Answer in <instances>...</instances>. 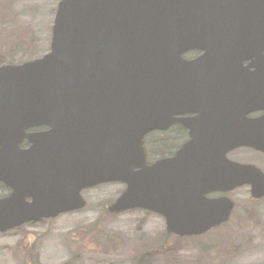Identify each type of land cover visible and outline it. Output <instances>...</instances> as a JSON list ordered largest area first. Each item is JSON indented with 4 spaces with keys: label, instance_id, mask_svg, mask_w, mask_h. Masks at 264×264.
<instances>
[{
    "label": "water",
    "instance_id": "95a60500",
    "mask_svg": "<svg viewBox=\"0 0 264 264\" xmlns=\"http://www.w3.org/2000/svg\"><path fill=\"white\" fill-rule=\"evenodd\" d=\"M245 13L254 23H242ZM263 46L264 0H60L50 51L0 65V181L13 189L0 198V231L81 209L84 188L110 181L127 184L110 212L148 208L179 235L229 220L235 201L209 192L250 184L253 198H262L264 171L226 152L264 151V118L244 115L239 134L228 125L220 152L198 132L152 165L143 137L171 124L182 102L205 99L204 88L190 83L198 77L191 69L209 60L239 68L245 56L264 68ZM194 48L204 52L186 60ZM250 78L244 73L237 89L244 106L264 99ZM36 124L51 128L28 133ZM26 137L32 144L24 149ZM63 148L67 159L55 164L53 150L60 162Z\"/></svg>",
    "mask_w": 264,
    "mask_h": 264
},
{
    "label": "rangeland",
    "instance_id": "374dc122",
    "mask_svg": "<svg viewBox=\"0 0 264 264\" xmlns=\"http://www.w3.org/2000/svg\"><path fill=\"white\" fill-rule=\"evenodd\" d=\"M58 2L0 0V58L22 63L49 51ZM239 156L261 158L247 148ZM124 188L108 182L84 189L83 209L0 232V264H132L135 249L161 240L166 222L141 209L108 212L106 205ZM230 196L236 206L229 221L180 240L175 264H264V199L252 202L247 185Z\"/></svg>",
    "mask_w": 264,
    "mask_h": 264
},
{
    "label": "flooded vegetation",
    "instance_id": "af4514ba",
    "mask_svg": "<svg viewBox=\"0 0 264 264\" xmlns=\"http://www.w3.org/2000/svg\"><path fill=\"white\" fill-rule=\"evenodd\" d=\"M242 23H254V20L250 18L249 13H245L243 14ZM203 52L204 51L199 48H194L183 53L182 56L186 60H194ZM262 54L264 55V46L262 48ZM254 60V56H245L240 62L243 67L239 68L227 67V63L224 61L222 62L221 60H209L207 62V67L191 69L193 74L198 75V77L193 78L190 83L192 86L204 88L205 99L193 102H182V107L178 108V110L173 114L172 118L174 120L171 124H168L165 127L151 129L144 135L143 147L146 156V165H152L159 160L176 156L181 146L188 140H191L194 133L198 132H203L207 137H209L211 146L210 149L212 151H215L216 153L220 152L223 148L222 143L219 141L222 139L224 134H227L229 129L228 125H230L233 133L239 134L241 130L240 125L244 115L246 118L252 120L264 118V99L255 104L251 103L244 106L242 105L243 102L240 101V96L237 92V89L240 86L243 87L245 85L244 73L252 76V78L249 79V85L253 86V83H255L264 88V68H257L255 65H253ZM185 121H189L190 125L185 124ZM50 128L51 126L49 124H36L27 128L26 130L28 133H37L47 131ZM31 144V140L26 137L23 139L20 146L21 148L25 149L30 147ZM245 148L254 151L262 159L254 158L253 156L252 159L241 158L239 154L241 153L242 149ZM63 150L65 154L60 158V162L57 161L58 156L56 149L53 150L55 155L53 162L55 164L66 161V149L63 148ZM226 156L233 161L256 164L264 171V161H260L264 159L263 150H259L252 146H236L228 150L226 152ZM123 184L126 188L127 184ZM0 185L2 187V190L0 191V198L9 195L13 191L12 187L2 181H0ZM231 193L232 191L229 193L213 191L208 193L207 196L210 198H215L224 194L229 195ZM27 199L32 200V197H28ZM115 199L110 201V203ZM262 199H264V197L258 198L257 200ZM87 204L88 200L86 206ZM108 205H106L105 208H107ZM134 209H141L146 213L159 215L164 220H166L163 214L148 208L140 207L130 210ZM54 218H43L42 220ZM225 223L212 228L204 234L209 233L210 231L217 229L222 225H225ZM165 237H167L168 240L164 242ZM171 237L173 239H175L174 237L188 239L195 236H181L177 233L169 232L166 228L159 242L156 240L152 244H143V247L135 249L131 263H135L134 259H141L148 264H158V261H161L163 258L164 262L168 264V256L166 255V252L171 251L173 256L176 258L177 252L179 251V242H173L169 244V242L173 240H169Z\"/></svg>",
    "mask_w": 264,
    "mask_h": 264
},
{
    "label": "trees",
    "instance_id": "16d2710c",
    "mask_svg": "<svg viewBox=\"0 0 264 264\" xmlns=\"http://www.w3.org/2000/svg\"><path fill=\"white\" fill-rule=\"evenodd\" d=\"M3 62H6V60H4V59H2V58H0V64L1 63H3ZM260 221V220H259ZM21 228H23V226H21V227H18L17 229L19 230V229H21ZM175 239H173L172 237L169 239V240H172V241H170L169 242V244L170 243H175V242H179L180 240H183L182 238H176V237H174ZM187 239V238H186ZM185 238H184V240H186ZM170 247H171V245H170ZM166 255L168 256V258H167V262H168V264H175V261H174V256H173V253L171 252V251H167L166 252ZM134 261H135V264H148V263H145L144 261H142L141 259H134ZM181 262L179 261V263L178 264H180ZM35 264H38L37 262H35Z\"/></svg>",
    "mask_w": 264,
    "mask_h": 264
}]
</instances>
